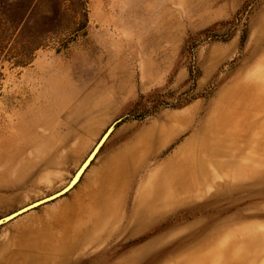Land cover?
Masks as SVG:
<instances>
[{
	"label": "rangeland",
	"instance_id": "1",
	"mask_svg": "<svg viewBox=\"0 0 264 264\" xmlns=\"http://www.w3.org/2000/svg\"><path fill=\"white\" fill-rule=\"evenodd\" d=\"M0 264H264V0H0Z\"/></svg>",
	"mask_w": 264,
	"mask_h": 264
},
{
	"label": "water",
	"instance_id": "2",
	"mask_svg": "<svg viewBox=\"0 0 264 264\" xmlns=\"http://www.w3.org/2000/svg\"><path fill=\"white\" fill-rule=\"evenodd\" d=\"M124 120V118L118 120L117 122H115L112 126H110V128L107 130V132L105 133V135L103 136V138L100 140L99 144L96 146L95 150L93 151V153L90 155V157L87 159V161L84 163V165L82 166L81 170H87L93 160L96 158V156L99 154L100 150L102 149V147L104 146V144L107 142L109 136L111 135V133L116 129V127ZM81 170L78 172L80 173ZM73 181L67 186L65 187L63 190H61L60 192H57L47 198H44L40 201H37L33 204H30L29 206H26L24 207L23 209L9 215V216H6L2 219H0V226L14 220L15 218L31 211V210H34L35 208H38L40 206H43L45 204H48L52 201H55L59 198H61L62 196H64L65 194H67L72 188H73Z\"/></svg>",
	"mask_w": 264,
	"mask_h": 264
},
{
	"label": "bare ground",
	"instance_id": "3",
	"mask_svg": "<svg viewBox=\"0 0 264 264\" xmlns=\"http://www.w3.org/2000/svg\"><path fill=\"white\" fill-rule=\"evenodd\" d=\"M94 150H95V149H94ZM94 150H93V151H94ZM92 153H93V152H92ZM92 153H91V154H92ZM91 154H90V155H91ZM89 157H90V156H89ZM89 157H88V158H89ZM86 161H87V160H86ZM86 161H85V162H86ZM85 162H84V163H85ZM83 165H84V164H83ZM83 165H82V166H83ZM82 166H81V168H82ZM81 168L78 170V172L81 170ZM84 169H85V168H84ZM84 169L81 170L80 173H78V172L76 173L75 177H74L73 180H72V181H73V186H75V185L79 182V180L81 179V177H82L83 174L85 173L86 170H84ZM72 181H71V182H72ZM71 182H70V183H71Z\"/></svg>",
	"mask_w": 264,
	"mask_h": 264
}]
</instances>
